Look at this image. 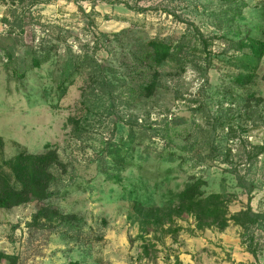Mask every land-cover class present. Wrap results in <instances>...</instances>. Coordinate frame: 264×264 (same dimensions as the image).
<instances>
[{"label": "rangeland", "instance_id": "rangeland-1", "mask_svg": "<svg viewBox=\"0 0 264 264\" xmlns=\"http://www.w3.org/2000/svg\"><path fill=\"white\" fill-rule=\"evenodd\" d=\"M2 17H30V25L19 36L0 22V165L22 152L56 151L63 168L53 171L48 205L75 221L54 218L38 226L35 202L0 210V264H264L259 231L253 258L251 243L232 224L222 232L199 231L184 217L174 222L181 230L171 236L164 232L168 227L145 228L139 218L172 206L191 177L206 182L205 192L228 200L230 215L248 203L239 184H251L250 207L264 213V56L248 88L256 97L248 103L261 104L259 115L240 109L243 91H232L234 101L225 93L234 70L229 41L249 36L264 44V0H0ZM188 33L203 38L201 60L211 55L202 90L196 71L177 73L170 65L155 100L119 107L116 115L104 106L79 114L84 77L70 66L81 46L115 35L119 43L106 50L116 54L131 39L177 41ZM43 37L58 49L34 69L28 49L40 48ZM106 50L97 55L109 57ZM196 98L207 105L209 118L228 116L237 138L227 140L226 123L225 133L218 126L216 134L205 133L212 120L193 114L188 100ZM74 117L82 122L80 132L69 121ZM201 137L213 138L219 152L207 163H197L188 150ZM102 150L106 174L98 168ZM121 157L129 162L122 170L115 165Z\"/></svg>", "mask_w": 264, "mask_h": 264}, {"label": "trees", "instance_id": "trees-1", "mask_svg": "<svg viewBox=\"0 0 264 264\" xmlns=\"http://www.w3.org/2000/svg\"><path fill=\"white\" fill-rule=\"evenodd\" d=\"M219 1L231 4L237 0ZM11 15L13 18L15 17V14ZM29 18L18 19L16 17L13 22H9L8 18L2 17L0 22L2 27L7 24L13 33L15 29L19 36H23V31L30 25ZM112 37L113 40H110L108 35L101 34L100 38L94 40L93 46L89 47V44L81 46L79 52L72 58L70 71L84 77L83 86L80 90L79 114L85 115L92 108L104 106L103 111H106L108 115H116L119 107L130 109L144 101L155 100L163 90V79L165 78L163 69L170 65L174 66L173 71L177 73L184 74L188 68L196 71L199 77L204 80L201 90L208 85L207 73L211 68V55L207 54L203 60L198 56V48L203 41L201 35L196 36L188 33L177 41L171 38L157 37L145 41L131 39L126 45L127 48L120 44L122 50L116 54L106 50L112 48L114 42L119 43L116 39L117 36ZM40 41V48L34 50L33 46H29L28 49L30 66L34 69H38L41 64L48 62L51 53L55 54L58 49L57 45L51 44L44 37ZM44 42L45 45L42 46ZM203 44L205 45V43ZM229 46V50L232 51L230 63L234 70L228 76L229 86L227 90L225 89V93L231 101H234L233 96L235 94L232 91H243L245 96L241 100L240 109L243 108L244 113H247L248 108H250V113L259 115L260 113H257L256 109L261 104L251 106L252 104L248 103L256 99L248 88L258 77L257 71L264 56V44L261 40L248 36L237 41L230 40ZM101 49L106 50L109 57L100 58L97 52ZM13 59L9 55L7 57L8 63H11ZM261 80L264 83V74ZM176 98L179 99L180 97ZM188 104L190 107L195 106L193 109L190 108L194 115L204 120L209 118L207 105L200 98L190 99ZM209 119L212 120V123H206L210 127L205 129V133L216 134L217 126L222 133H225L224 123H226V128H229L225 134L228 136L227 140L231 141L237 138L236 131L234 132L231 127L228 116L218 117L216 121L213 118ZM69 121L73 129L81 131L82 122L80 118L74 117ZM217 121L218 124H216ZM175 122L170 120V123L177 125ZM130 133L131 138L132 132ZM212 139L210 137L203 140L201 137L200 140H192L188 150L197 163H207L219 155L215 140ZM98 155L100 161L98 168L103 174H106L103 159L104 151L102 150ZM229 155L230 151L227 150L224 154L225 159ZM128 163L124 157H121L115 165L117 168L125 169ZM62 168L63 164L57 152L48 147L39 154L22 152L14 159L0 165V210H10L35 202L37 210L33 215V223L38 226L42 222L49 223L54 218L62 222L75 221V217L63 216L48 205V201L52 198L50 186L54 181L53 171ZM3 170L6 171V175L2 173ZM110 177L113 176L110 175ZM205 187L206 182L201 178L191 177L187 179L183 190L175 197L172 206L151 212L150 216L139 214L142 226L145 228L154 227L155 230L168 227L164 232L176 236L181 229L173 227L174 222L184 217L193 220L196 229L199 231L215 227L222 232L232 224L238 227L242 236H246L251 243L249 253L253 258H256L259 244L255 242V237L258 231L264 236V213L254 212L250 207L252 200L250 195L254 186L239 184L240 188L247 190L248 203L243 210L232 215L228 211L229 201L222 196L205 192Z\"/></svg>", "mask_w": 264, "mask_h": 264}]
</instances>
